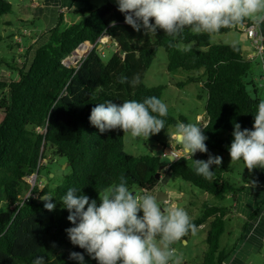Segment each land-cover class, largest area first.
<instances>
[{"label": "trees", "instance_id": "16d2710c", "mask_svg": "<svg viewBox=\"0 0 264 264\" xmlns=\"http://www.w3.org/2000/svg\"><path fill=\"white\" fill-rule=\"evenodd\" d=\"M11 10L10 0H0V23L1 17ZM150 21L154 22V18ZM253 22L245 19L235 27L222 28L219 33L231 29L243 31L241 25ZM213 34L197 35L185 28L173 39L163 30L155 34L137 32L125 23L124 14L112 2L97 6L91 0H74L59 13L56 25L43 35L44 41L36 48L31 66L19 68L18 78L10 82L0 79V264H32L38 255L45 257V264H76L69 260L72 251L83 253L86 264H97L84 249L72 245L65 232L72 224L60 200L71 187L79 189V194L97 199L123 177L129 191L136 187L151 194L161 180L157 173L161 166H166L219 199L227 195L237 197L245 186L225 178L222 164L214 169L213 179H204L195 173L191 158L165 165L158 153L140 156L127 153L122 130L100 134L89 121L91 109L106 100L120 104L155 96L164 102L166 85L145 83L158 48L163 47L169 71L192 72L178 85L202 82L208 92L206 123L200 125L208 137L205 141L208 153L197 152L194 156L204 160L209 153L230 156L228 145L233 139L234 123H239L241 129L253 127V112L264 100V91H260L259 78H247L254 60L245 57L242 45L214 44ZM106 35L112 37L116 46L108 60L98 48ZM3 39L0 32V42ZM86 42L94 47L77 64L64 61ZM4 66L16 69L0 57V68ZM122 77H127V82L121 83ZM136 77L139 83L133 85L131 81ZM163 119L165 128L177 122L189 123L183 115L180 119L171 115L169 109ZM51 150L57 157H63L70 169L58 180L50 177L51 170L46 175L42 173L48 162L44 163L49 156L47 152ZM36 172L38 179L33 193L25 198L31 187L27 177ZM54 180L58 184L51 186ZM49 196L56 203L52 211L44 207L43 198ZM202 206L201 215L191 218L196 228L207 223L210 226L206 238L209 248L199 264H225L229 254L221 249V236L230 208L207 201ZM258 212L256 208L247 221ZM187 235L182 239H187Z\"/></svg>", "mask_w": 264, "mask_h": 264}, {"label": "clouds", "instance_id": "9594fccd", "mask_svg": "<svg viewBox=\"0 0 264 264\" xmlns=\"http://www.w3.org/2000/svg\"><path fill=\"white\" fill-rule=\"evenodd\" d=\"M114 2L124 14L125 23L135 31L155 34L158 30H163L164 34L173 39L180 36L185 28L197 35L213 34L222 28L235 27L245 19L264 22V0ZM150 18H154V22ZM120 82H127V77H122ZM131 83L138 84L139 78H134ZM253 114L251 129H241L239 123H234L233 139L228 145L231 163L242 161L244 168L249 171L254 168L264 169V100L258 103ZM167 115L166 103L152 96L146 97L142 102L125 100L117 104L106 100L97 103L91 109L89 121L100 134L122 130L132 138L148 140L151 135L165 129L163 118ZM168 135L171 148L178 146V151H170L171 148H168L170 161L180 158L187 160L197 152L208 153L205 143L208 137L204 128L198 124L177 122L174 132ZM166 149L164 147V151ZM221 163L222 157L209 153L206 160L194 159V170L197 175L211 180L214 169L220 167ZM31 176L36 182L37 172L28 176L27 180ZM29 183L31 189L33 181ZM79 192V189L71 187L61 197L62 208L68 211L67 220L72 224L65 232L71 244L84 249L97 264H182V258L173 245L181 241L189 231L193 234L196 232V226L184 208L178 207L174 202L162 208L157 195L147 191L142 194L129 191L123 177L118 184L99 195V203ZM52 197L43 198L44 207L49 211L56 208V203L51 202ZM141 212L142 215L139 214ZM45 260L44 256L38 255L32 264H45ZM69 260L76 264H86L84 254L77 251L69 253Z\"/></svg>", "mask_w": 264, "mask_h": 264}, {"label": "rangeland", "instance_id": "374dc122", "mask_svg": "<svg viewBox=\"0 0 264 264\" xmlns=\"http://www.w3.org/2000/svg\"><path fill=\"white\" fill-rule=\"evenodd\" d=\"M11 1L15 5L19 0ZM91 2L97 6H101L108 2L115 3L114 0H91ZM13 10L15 11H10L6 15L9 19H12L15 29H21L20 31H18V33L21 34L23 28L29 29L34 34L40 33L42 31L40 28H35L34 25H32L31 27L24 26L25 23L18 19L19 14L17 13L16 9ZM2 17L0 23V32L5 37L3 41L0 42V57L5 61L11 63L12 66H14L16 69L7 66L1 67L0 79L6 82H10L18 78L19 68L23 66L29 68L31 66L35 50L40 46V43L36 41L33 46L28 45L30 37L23 36V41L19 45L16 42L15 38L9 37L11 26L4 25L2 23ZM240 27L241 29H243L244 25H241ZM250 41L251 40L246 37L243 31H237L236 29H231L228 32H217L212 35V43L214 44L239 43L243 46L247 43H250ZM7 42L11 44V47L7 44ZM102 42L103 46H101L99 49L102 50L101 52L103 53L105 60H108L111 57L113 51L116 49V46L113 43V40L111 41L109 39L108 35L103 37ZM22 47L24 48V50L22 49ZM85 49H87V47H82L81 49H79L80 51L78 50L77 55L80 56L76 55L75 58L81 59L88 52L90 47H88L87 52H85ZM2 50L7 51L8 53L3 52ZM25 60L27 61L24 64ZM262 70L263 65L260 60L254 59L253 70L247 77L248 80H252V77H254V79H260V81H258V84L260 86L261 92L264 91V79L262 77ZM191 73L192 72L183 69L169 71L167 51L165 50V48L159 47L158 52L150 68L148 69L145 83L150 86L162 84L166 85L164 89L163 100L168 106L170 114L178 119H180V116L183 115L188 119L189 123L201 125L202 121L200 122V119L203 120V116L198 119V115L204 114L205 116V108L208 101L207 90L204 88L201 82H188L185 85H178L179 82L185 81ZM0 114H2V111H0ZM174 130L175 125L168 126L165 129H161L159 133L151 135L148 140L143 138H132L129 133H124V150L127 153H131L137 156L158 153L162 157V162L167 165L170 161L169 152H159L162 150L161 146L166 147L167 150L171 147L170 142H168V140L170 139L168 134H171L172 132H174ZM47 154L49 156L48 158H46L47 160H44V163H46L47 161L48 162L46 163L47 166L43 168V175H46L48 170H51V173L49 174L50 177H52L53 179L56 177L55 179L58 180L62 176V174L58 172L70 171L69 168L67 169V166L64 167L67 162L63 157H57L52 153V150L48 151ZM215 155H219L220 157H222L221 164L226 170V172H224V177L229 178L233 183L237 185L242 184L241 186H244L246 184V180H256V177H252V175H254L255 173V168L249 171L248 168H244V164L242 161L231 163L230 156H225L220 152H216ZM189 161L192 162V160ZM52 174L54 175L52 176ZM160 177V183L151 194L157 195L159 191L168 192L169 190L172 192L171 199L169 201H158L162 208H166V206L172 203L173 200H178V207L184 208L190 218H194L201 215L203 209L202 203L205 201L210 204L229 207L230 209L226 215L225 220L226 230L221 236V249L224 250L226 254H231L230 256L237 255L236 259L240 260L239 264H264V241L257 242L255 248L250 250L249 253L248 248L244 246L240 248L244 243L246 244V242L241 239L246 236L247 233L245 234V231L247 230V228L251 229V224L248 223L247 218H245L242 213L238 214L237 212H234V197L232 195H227L223 199H219L214 195L204 191L203 189L193 185L192 183L184 180L179 175L174 174L166 166L162 169V174L160 175ZM32 179L33 178L29 177L28 181L30 182L32 181ZM57 180H54L51 186H56L58 184ZM39 186L40 188L43 187L42 184H40ZM133 190L134 191L132 192L136 194L143 193L141 189H138L136 187H134ZM29 192L30 189L26 193V195ZM180 192H182L183 194L181 195ZM103 193H101L100 195H103ZM96 200L98 203L100 202L99 196ZM240 200L241 206L243 205V207L245 208H248V206L252 203V200H246L245 203L242 202L243 198ZM162 202L166 204V206H164ZM209 227V223L200 226L196 228L195 234L191 232L187 235V239H182L181 241L176 242L173 245V247L177 250L178 255L182 258V264H199L203 261L204 254L209 248L206 240Z\"/></svg>", "mask_w": 264, "mask_h": 264}, {"label": "crops", "instance_id": "0c3cea01", "mask_svg": "<svg viewBox=\"0 0 264 264\" xmlns=\"http://www.w3.org/2000/svg\"><path fill=\"white\" fill-rule=\"evenodd\" d=\"M73 1L74 0H19L15 5L11 1L12 3L11 11L13 12L15 11L13 9H16L17 13L19 14L18 19L23 23H25L24 26L31 27L32 25H34L35 28L37 29L40 28L42 30L40 33H35V34L33 32H30L29 34L23 35L21 32L23 36L30 37L28 45L33 46V44L36 43V41L38 43H41L44 39L43 35L49 29H51L56 25L58 21L59 13L65 11ZM6 14H4L2 17V23L4 25L11 26L9 37H13L16 39L17 34H20L18 33V31H20L21 29H15V27L13 26L12 19H9ZM262 32L264 33V26L262 28ZM246 37L248 38L247 35ZM7 44L10 45L11 47L10 43L7 42ZM242 47L244 50L245 57L249 59L250 55L254 53V46L252 42L250 41V43H247ZM2 51L7 52L4 50ZM201 116H203V120L200 119ZM198 119H200V122L201 121L203 122L201 123V125H204V123L206 122V108H205V116L204 114H199ZM168 142H170V139L168 140ZM174 146L176 145L174 144ZM161 152L162 153L165 152L164 149H162ZM166 152H168L167 149ZM194 159H197L196 156H193V158L191 157L190 160H192L191 163L195 166ZM254 171L255 173L254 175H252V177H256V180L255 181L246 180L245 182L246 184L244 185L245 188L238 192L236 198L234 197V212L235 213L237 212L238 214L242 213L244 217L247 219L251 214V212H253L256 208H259V212L257 213L256 217L248 222L249 224H251V229L247 228V230L245 231V234L247 233L246 236L243 239H241L245 241L246 244L244 243L240 248H242L243 246L248 248V253L250 250L255 248L257 242L264 241V205L262 203L264 199V169L258 171H256L255 169ZM168 192H170L172 195V192L170 190ZM180 194L182 195L183 193L180 192ZM242 198H243L242 201L243 203H245L246 200H252V203L248 206V208L243 207V205L241 206L240 199ZM164 206H166V204H164ZM230 255L226 258L225 264H239L240 260L236 259L237 255H232V256Z\"/></svg>", "mask_w": 264, "mask_h": 264}, {"label": "built area", "instance_id": "2783aa9c", "mask_svg": "<svg viewBox=\"0 0 264 264\" xmlns=\"http://www.w3.org/2000/svg\"><path fill=\"white\" fill-rule=\"evenodd\" d=\"M23 34H29L31 31L27 28H23ZM243 32L248 36V38L251 40L253 46H254V53L250 55L249 59H256L258 58L263 65L264 69V33L262 32V22H253L250 25H245L243 28ZM17 42L20 43L23 41V35L22 34H17L16 37ZM24 50V48L22 47ZM263 79H264V74H263ZM173 149V151H178L177 148H171L170 151ZM38 174V172H37ZM35 177V176H34ZM30 178H33L31 176ZM33 181V186L30 189V192L27 194L26 198H28L30 195H32V189L35 186L36 182L32 179ZM31 181V182H32ZM41 184V183H39Z\"/></svg>", "mask_w": 264, "mask_h": 264}, {"label": "water", "instance_id": "95a60500", "mask_svg": "<svg viewBox=\"0 0 264 264\" xmlns=\"http://www.w3.org/2000/svg\"><path fill=\"white\" fill-rule=\"evenodd\" d=\"M109 37V39L112 41L113 39L110 37V36H108ZM83 44H85V43H82L78 48H80ZM101 46H103V42H101L99 45H98V48H100ZM94 46L93 45H91V48H93ZM78 48H76L73 52H72V54L71 55H69L68 57H66L65 59H64V61L66 62V63H68V64H76V63H78L79 61H80V58H75V53H76V51H77V49ZM74 59V60H73ZM159 153H161V151L159 152ZM174 161V160H173ZM68 165V163H66L65 165H64V167H66ZM163 169V166H161V168H160V171ZM158 172L157 173V177L158 178H160V175H161V172ZM58 173H60V174H63L64 173V171H60V172H58ZM54 174H52V176H53ZM157 198H158V201H169L170 199H171V193L170 192H167V191H159L158 193H157ZM180 200H181V198H180ZM173 202L174 203H176L177 204V206H178V200H173ZM172 202V203H173Z\"/></svg>", "mask_w": 264, "mask_h": 264}, {"label": "bare ground", "instance_id": "6f19581e", "mask_svg": "<svg viewBox=\"0 0 264 264\" xmlns=\"http://www.w3.org/2000/svg\"><path fill=\"white\" fill-rule=\"evenodd\" d=\"M82 47H87V49H85V52H87L88 47H91V45H89L88 43L83 44L80 48L77 49V51H76V53H75V56L77 55L78 50L81 49ZM79 51H80V50H79ZM77 56H80V55H77Z\"/></svg>", "mask_w": 264, "mask_h": 264}]
</instances>
